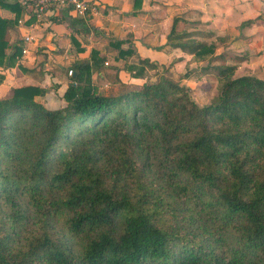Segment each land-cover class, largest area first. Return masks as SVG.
<instances>
[{"label":"trees","instance_id":"obj_1","mask_svg":"<svg viewBox=\"0 0 264 264\" xmlns=\"http://www.w3.org/2000/svg\"><path fill=\"white\" fill-rule=\"evenodd\" d=\"M178 21L168 44L214 53ZM14 23L0 15V66L22 52L6 38ZM112 45L118 59L137 54L130 39ZM93 64L75 63L62 107L35 85L0 98V264H264V78L217 64L219 94L199 105L165 73L104 93ZM126 66L138 78L159 67ZM152 151L159 178L146 172Z\"/></svg>","mask_w":264,"mask_h":264},{"label":"crops","instance_id":"obj_2","mask_svg":"<svg viewBox=\"0 0 264 264\" xmlns=\"http://www.w3.org/2000/svg\"><path fill=\"white\" fill-rule=\"evenodd\" d=\"M5 1L9 5H0V15L15 21L7 39L12 45L23 44L21 54L15 58L16 66L7 70L5 81L0 84V98L10 96L16 87L35 85L45 90L37 99L49 108L65 105L64 93L72 82L69 70L76 62L84 60L93 64L96 51L101 61L93 64V79L96 74L105 77L111 69L141 79L132 76L126 64H138L144 57L157 63L154 59L159 52L154 50V39L158 35L169 36L175 18H179L177 28L179 23L195 19L189 17L191 14L211 8V0H90L100 6L97 14L82 18L70 8L54 7L37 23L23 0ZM19 19L24 23L20 24ZM29 32L36 39L26 44L23 36ZM123 39H130L137 49V54L128 59H118V49L112 45ZM26 46L29 50L24 53ZM129 46V43L122 45L124 49ZM14 51L7 49L8 53Z\"/></svg>","mask_w":264,"mask_h":264},{"label":"rangeland","instance_id":"obj_3","mask_svg":"<svg viewBox=\"0 0 264 264\" xmlns=\"http://www.w3.org/2000/svg\"><path fill=\"white\" fill-rule=\"evenodd\" d=\"M210 2L211 8L206 11L200 10L198 14H191L189 17L195 19L187 20L185 24L179 23L177 29L190 32L189 37L212 45L214 53L197 60L192 53L168 44V35H158L153 42L155 47L153 49L159 52L157 59H154L159 65L158 68H148L141 79H134L128 73L121 75L120 72L111 69L105 77L100 78L99 75H95L93 83L96 88L107 94H121L131 85L141 84L143 81H155L161 73H165L189 87L197 103L205 105L212 102L219 94V82L213 67L217 64L235 65V76L253 75L264 78V0H211ZM249 19H251L250 23H244ZM162 51H165V54H161ZM16 63L15 59L0 66L3 82L7 70H12ZM150 156V166L146 172L152 177L159 178L162 169L153 157V151ZM110 163H115V158L106 157L99 161L106 184L113 181ZM125 185L132 189L130 183L125 182ZM27 209L31 215L34 213L30 205ZM56 219L57 226L63 229V219L62 221L58 217ZM34 220L35 218H31V221ZM209 224L213 225L212 221H209Z\"/></svg>","mask_w":264,"mask_h":264},{"label":"built area","instance_id":"obj_4","mask_svg":"<svg viewBox=\"0 0 264 264\" xmlns=\"http://www.w3.org/2000/svg\"><path fill=\"white\" fill-rule=\"evenodd\" d=\"M23 4L28 7V13L31 14L36 19V22L42 20L43 16L50 8L54 7H67L72 9L76 16L87 18L90 15L97 14L100 11V6L98 3L90 0H23ZM20 24L24 23L23 19H19ZM36 23V24H37ZM34 23L30 27H34ZM35 35L33 33H27L23 36V40L26 44H29L35 40ZM29 50L28 46L23 49V52ZM74 70H69V75L72 76Z\"/></svg>","mask_w":264,"mask_h":264}]
</instances>
